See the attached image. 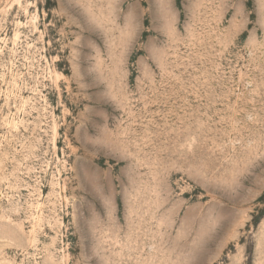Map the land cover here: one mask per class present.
Here are the masks:
<instances>
[{
  "label": "rangeland",
  "instance_id": "1",
  "mask_svg": "<svg viewBox=\"0 0 264 264\" xmlns=\"http://www.w3.org/2000/svg\"><path fill=\"white\" fill-rule=\"evenodd\" d=\"M0 264H264V0H0Z\"/></svg>",
  "mask_w": 264,
  "mask_h": 264
}]
</instances>
